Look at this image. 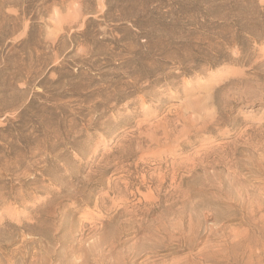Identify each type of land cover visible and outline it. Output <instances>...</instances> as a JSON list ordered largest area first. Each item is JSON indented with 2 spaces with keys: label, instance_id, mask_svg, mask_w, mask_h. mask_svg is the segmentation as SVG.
<instances>
[{
  "label": "rangeland",
  "instance_id": "rangeland-1",
  "mask_svg": "<svg viewBox=\"0 0 264 264\" xmlns=\"http://www.w3.org/2000/svg\"><path fill=\"white\" fill-rule=\"evenodd\" d=\"M0 264H264V0H0Z\"/></svg>",
  "mask_w": 264,
  "mask_h": 264
},
{
  "label": "bare ground",
  "instance_id": "bare-ground-1",
  "mask_svg": "<svg viewBox=\"0 0 264 264\" xmlns=\"http://www.w3.org/2000/svg\"><path fill=\"white\" fill-rule=\"evenodd\" d=\"M211 96V95H210ZM212 97V96H211ZM218 104V103H217ZM177 111V110H176ZM180 119V118H179ZM173 124V123H172Z\"/></svg>",
  "mask_w": 264,
  "mask_h": 264
}]
</instances>
